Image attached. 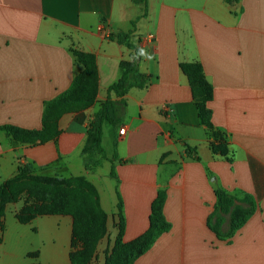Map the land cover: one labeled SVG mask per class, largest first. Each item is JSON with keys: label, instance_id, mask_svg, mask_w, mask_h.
Here are the masks:
<instances>
[{"label": "crops", "instance_id": "0c3cea01", "mask_svg": "<svg viewBox=\"0 0 264 264\" xmlns=\"http://www.w3.org/2000/svg\"><path fill=\"white\" fill-rule=\"evenodd\" d=\"M132 21L131 42L150 83L125 96L124 124L115 132L105 124L102 145L106 165L118 159L114 188L124 202L125 241L148 229L151 203L164 184L172 225L135 264H264V0H147V6L132 0H0V127H42L45 102L83 71L73 49L94 54L99 71L95 103L65 114L56 140L14 146L0 130V186L20 163L68 177L87 171L82 150L88 125L121 77L120 63L134 53L109 35L128 33ZM187 62H200L213 87L212 122L228 136L227 154L210 147L180 66ZM216 189L257 203L228 239L207 225ZM16 214L7 209L2 218L0 264L33 263L28 254L35 251L41 264H71V216L21 223Z\"/></svg>", "mask_w": 264, "mask_h": 264}, {"label": "trees", "instance_id": "16d2710c", "mask_svg": "<svg viewBox=\"0 0 264 264\" xmlns=\"http://www.w3.org/2000/svg\"><path fill=\"white\" fill-rule=\"evenodd\" d=\"M133 3L147 6V0H132ZM136 21H132V29L128 33L110 34L109 38L119 39L133 50V59L120 63L121 77L107 89L108 97L101 104L100 109L94 114L87 128L86 142L82 153L87 170H94L109 160L102 145L103 128L110 124L114 132L123 126L128 102L125 96L133 88H146L150 83V75L140 70V52L131 42L135 32ZM76 60L83 65V71L73 80L71 86L57 97L45 102L42 127L40 129H25L13 125H4L0 130L5 131L11 138L14 146H37L54 141L60 135V119L68 113L79 112L89 108L96 101L99 90V71L97 59L94 54L72 50ZM183 72L189 79L192 96L198 108L200 123L208 130L211 139L210 147L215 154H226L229 150L228 136L215 128L212 122V111L209 102L213 98V87L208 82L203 66L200 62L181 63ZM112 94L121 98L113 100ZM118 138L114 136V148L117 150ZM192 148H187V153L192 156ZM100 155L97 161L90 160L92 156ZM117 157V152L115 153ZM194 157V156H192ZM198 157H196L197 159ZM112 169L110 177L118 179L111 160ZM31 164H22L14 176L7 179L0 186V201L12 203L20 199L28 185L39 189L49 199H59L63 196H72L76 200L86 202L92 210L91 216L80 218L76 210L67 206L61 210H47L37 207L26 211L17 212L16 217L21 223H29L42 215H69L73 218V237L71 243V264H90L94 259L99 242L107 233V216L102 210L96 189L83 176L68 178H52L44 176L32 180L29 176L35 171ZM216 204L213 213L208 217V227L220 239L231 238L255 213L257 203L250 195L239 198L224 190L216 189ZM167 192L159 190L151 205L149 227L140 236L125 241L126 219L123 214L124 202L118 192V234L114 247L107 252L104 264H135L136 260L144 255L156 243L158 238L169 232L172 225L165 216V203ZM5 210L0 209V228H4L2 218ZM226 226V227H224ZM39 251L28 254L30 259H38ZM30 264H41L36 261Z\"/></svg>", "mask_w": 264, "mask_h": 264}, {"label": "rangeland", "instance_id": "374dc122", "mask_svg": "<svg viewBox=\"0 0 264 264\" xmlns=\"http://www.w3.org/2000/svg\"><path fill=\"white\" fill-rule=\"evenodd\" d=\"M110 34V33H109ZM107 139H110V133L105 132ZM229 151V150H228ZM227 154V153H226ZM166 155L164 154V157ZM100 159V155H95L90 158V160L97 161ZM115 162L118 161L117 158L114 159ZM163 161V158H162ZM107 161H103L102 165L96 167L94 170H87L78 176H83L85 180H87L97 191L99 197V203L102 210L106 213L107 216V233L105 237L99 242L97 251L94 259L90 264H104L106 259L107 252H110L114 247L115 240L118 234V200L115 191V184L119 181L118 179H114L110 177V172L112 166L106 165ZM119 163H124L122 160H119ZM53 167V166H52ZM116 171V164H115ZM56 171V170H55ZM54 170L49 169L47 171L37 170L33 171L30 174V178L35 180L36 178H41L44 176L52 177V178H68V176L57 174ZM56 173V174H55ZM160 190H165L167 192L166 185H162ZM152 205V203H151ZM71 206L76 210L77 215L80 218H87L91 216L92 210L89 205L80 200H76L72 196H63L59 199L53 200L47 198L39 189L31 187L28 185L27 190H25L20 197V199L16 202L7 203L0 201V209L3 208L5 212L7 209L12 210L16 209L17 212L25 209L26 211L33 210L37 207H45L47 210H61L64 207ZM123 214L125 216V210L123 208ZM150 214H151V206H150ZM149 214V218H150ZM126 219V217H125ZM149 227V220H148ZM35 238H38L36 234H32ZM44 235V231H42L41 236ZM125 240V239H124ZM33 262H36L38 259H33Z\"/></svg>", "mask_w": 264, "mask_h": 264}, {"label": "built area", "instance_id": "2783aa9c", "mask_svg": "<svg viewBox=\"0 0 264 264\" xmlns=\"http://www.w3.org/2000/svg\"><path fill=\"white\" fill-rule=\"evenodd\" d=\"M163 109H167V106H163ZM124 132H125V128H122V129L120 130V133H121V134H124Z\"/></svg>", "mask_w": 264, "mask_h": 264}]
</instances>
